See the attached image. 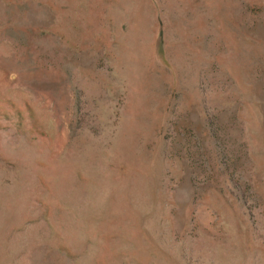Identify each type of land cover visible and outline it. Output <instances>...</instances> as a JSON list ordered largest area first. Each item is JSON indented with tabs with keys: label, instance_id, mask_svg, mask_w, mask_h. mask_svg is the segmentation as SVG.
<instances>
[{
	"label": "rangeland",
	"instance_id": "rangeland-1",
	"mask_svg": "<svg viewBox=\"0 0 264 264\" xmlns=\"http://www.w3.org/2000/svg\"><path fill=\"white\" fill-rule=\"evenodd\" d=\"M0 264H264V0H0Z\"/></svg>",
	"mask_w": 264,
	"mask_h": 264
}]
</instances>
